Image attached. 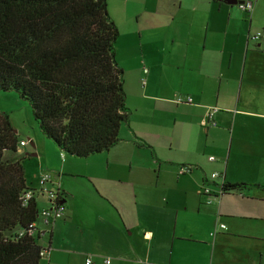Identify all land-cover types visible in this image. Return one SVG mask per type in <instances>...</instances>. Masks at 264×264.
I'll use <instances>...</instances> for the list:
<instances>
[{
	"label": "crops",
	"instance_id": "obj_1",
	"mask_svg": "<svg viewBox=\"0 0 264 264\" xmlns=\"http://www.w3.org/2000/svg\"><path fill=\"white\" fill-rule=\"evenodd\" d=\"M133 1L139 2L134 36L123 35L128 44L116 42L114 50L128 111L118 142L78 158L62 156L34 133L27 140L34 151L26 155L38 162L27 179L23 170L25 186L37 189L39 171L46 170L63 196L61 220L34 222L33 237L42 249L51 248L42 258L46 264L62 258L84 264L89 254L91 264H104L105 258L110 264H264V237L257 226L264 223L257 207L264 205V189H244L257 190V197L228 198L236 192L215 197L220 182L264 186V0H239L252 4L249 13L224 0ZM257 32L259 39H252ZM175 96L192 101L175 104ZM6 97L19 103L16 95ZM212 107L216 125L206 127L205 111ZM133 149L148 155L149 172L139 177L131 176L132 161L144 154ZM77 161H87L88 170L79 173ZM172 165L176 177L185 175L178 176L180 166L193 168L186 173L194 175L191 184H175L196 195L195 213L207 210L211 224L206 228L176 231L178 210L173 209L172 220L169 211L176 194ZM208 170L219 174L217 183L207 179ZM203 187L213 193L215 207L205 204ZM34 201L38 210L49 204L40 194ZM235 203L242 211L233 209ZM233 219L251 228L238 231ZM194 220L205 222L199 216Z\"/></svg>",
	"mask_w": 264,
	"mask_h": 264
},
{
	"label": "trees",
	"instance_id": "obj_2",
	"mask_svg": "<svg viewBox=\"0 0 264 264\" xmlns=\"http://www.w3.org/2000/svg\"><path fill=\"white\" fill-rule=\"evenodd\" d=\"M117 34L106 0H0V93L27 102L42 135L63 154L84 158L119 140L128 111ZM18 143L0 113V264H38L42 248L28 234L38 209L34 199L21 201L28 187ZM249 187L264 189L221 182L219 196Z\"/></svg>",
	"mask_w": 264,
	"mask_h": 264
},
{
	"label": "rangeland",
	"instance_id": "obj_3",
	"mask_svg": "<svg viewBox=\"0 0 264 264\" xmlns=\"http://www.w3.org/2000/svg\"><path fill=\"white\" fill-rule=\"evenodd\" d=\"M251 1L253 2V0H251ZM136 5H139L138 1L134 2L133 0H131V3L129 4L128 2L123 1V0H106L107 13L110 16L111 20L113 21L114 25L116 26L117 33H118L115 44H114V50H116L118 47L117 43L119 45L123 44L122 46H124L125 44H128L127 40L124 39L123 35H125L127 37V34H130L131 38H133V36H134L133 33H131V32L133 30H135V25H136V23L134 21V15L138 11V8H135ZM151 6L154 9L159 8L158 1L152 3ZM136 36H137V33L135 32V37ZM117 55L120 57L124 56L123 54L119 53V50H117ZM7 94L15 96L11 92L10 93H3V92L0 93V113H4L8 116L9 124H10L12 130H15V135H16L17 140L18 141H20V140L25 141L28 143L27 140L32 141L30 139V136H29L31 133H34V134H32V136H34L36 138H39L41 140L46 139L42 135V133L40 132L37 123L34 121L28 103L25 101L18 100V99H16V100L19 103H15L12 100L8 99L9 97H6ZM33 151H34L33 147L28 143V144H26V146L24 148H21L19 152H16V155H15V157L21 161L22 168L24 170V175H25L26 179H27L26 176H31V174H33L34 169H35L34 164L38 162V159L35 161V163L30 162L32 158L26 155L27 153H30ZM130 151L135 153V154H137L138 152L141 154H144V157H143V155H139L142 157H136V158H134L135 160L132 161L133 169L131 171V176L134 175L136 177H139L141 175V173L145 172V170L147 171V168H148V166H147V164H148L147 156L148 155H145V152L147 154V151H145L143 149L140 151H138L136 149H133ZM8 155H10V153H4V156H8ZM62 156H64V154H62ZM35 158H33V159H35ZM77 162H78V164H77L78 170L77 171L79 173H84L88 170L89 167H87L85 165L87 161H85V162L77 161ZM176 170H177V166H175V165H172V168L169 169L170 185L173 189L176 188V194L174 197V201L170 205V209H169V211L171 212V220L173 219V213H172L173 209L178 210V216H177V222H176L175 229H176V231L178 230L181 232L186 231V230L196 231L198 229H204L211 224V218L209 217V213L207 212V210H201V213H199V214L195 213V209L198 206V202L196 203L194 201L196 195L192 192H183L181 190L182 185L177 186L175 184V182H176L175 180H178V181L182 182L183 185L187 186V185L191 184L190 177L191 176L193 177L194 175L185 174L183 177L182 176L176 177L175 176ZM42 172H48V171H46V170H43V171L40 170L39 171V173H42ZM147 172H149V171H147ZM197 173L201 174V171H198ZM210 173L211 172H209V170L206 171V177L209 180H211L209 177ZM77 175L81 176V174H77ZM178 176H180V175H178ZM217 180H218V178H217ZM217 180L215 179V181L214 180H211V181H214L215 183H217L218 182ZM210 188L212 189V191L213 190L215 191L214 188H212V187H210ZM50 189L54 190L53 188H50ZM259 195H261L260 192H258L255 189H252L249 191L244 190L241 192H236L228 198H231L232 196H242L243 198H245V197L250 198V197H257ZM138 203H139V201L137 200V204ZM206 205H208V204H206ZM206 205H204V206H206ZM210 205H214L213 207H215L217 205V202L215 204H210ZM232 207H233V209H235L238 212L242 211L240 209V207L237 206V203H235ZM257 207H259V209L262 208L260 211L261 214H259V215H261V217H264V205H262V203H259V205H257ZM255 210H256V208H255ZM194 216H199L201 219H204L205 222H199V221L194 220ZM109 217L110 218L114 217V218L119 219V217L115 216V215H110ZM233 220L237 224L236 228L238 231H240V230L245 231L246 229L251 228L250 227L251 225L249 223H243V222L236 220V219H233ZM114 223H115V220H114ZM94 225H95V227H97L96 226L97 224H94ZM225 225L226 224L224 223L223 226L225 227ZM257 226H258V229L260 231H262V235L264 237V223H263V221H260L259 225H257ZM46 227L48 229H50L49 225ZM41 241L42 240H40L39 242H41ZM49 249H51V248H49ZM99 251H101V250H99ZM87 254H89V253H87ZM89 255L92 257L93 254H89ZM45 259L46 258H41L40 263L46 264ZM105 259H107L109 261V264H110V259L109 258H105ZM77 260H79V259H75V264H76V262H78V264H79V261H77ZM58 264H67V261H66V259L62 258V259H60Z\"/></svg>",
	"mask_w": 264,
	"mask_h": 264
},
{
	"label": "built area",
	"instance_id": "obj_4",
	"mask_svg": "<svg viewBox=\"0 0 264 264\" xmlns=\"http://www.w3.org/2000/svg\"><path fill=\"white\" fill-rule=\"evenodd\" d=\"M237 6L240 11L245 12V13H249L252 8V4L250 2H243L241 4H237ZM259 37H260V33L257 32L252 37V39H259ZM191 101L192 99L190 97H183V96H175L173 99V102L175 104H189L191 103ZM215 112H217V109L214 107L206 108L202 125L206 127L215 126L216 123L214 122V117H213ZM25 143H26L25 141H19L18 147L25 146ZM208 160L212 161L214 160V158L208 157ZM188 172H189V168L187 166H180L178 168L179 175L186 174ZM218 175L219 174L217 172H212L209 177L211 180H214L218 177ZM37 185H38V188L35 190L28 188L26 191H24V193L21 195L22 204L24 205L28 200L34 199L36 194L43 195L49 204H48V207L38 210V217L43 218L45 222H48V221L53 222L57 219H60L63 216L64 207L62 203L58 202L57 194L60 193V191L58 189L59 188L58 185L53 183L52 175L49 172L40 173L37 177ZM48 185H50V187L53 188L54 190L47 188ZM201 193L205 196H208L206 198L205 204L209 205L212 202L211 195H213V193H211V190L208 187H203ZM218 196H219V189L215 197H218ZM219 227L220 229H225L223 225H220ZM33 230H34V223H31L28 226V234L33 236ZM48 253H49L48 248L41 249L39 251V257L42 258ZM104 263L109 264V261L105 259ZM84 264H91V257H87L84 260Z\"/></svg>",
	"mask_w": 264,
	"mask_h": 264
},
{
	"label": "water",
	"instance_id": "obj_5",
	"mask_svg": "<svg viewBox=\"0 0 264 264\" xmlns=\"http://www.w3.org/2000/svg\"><path fill=\"white\" fill-rule=\"evenodd\" d=\"M225 3L229 4V5H236V4H241L243 3V1H239V0H224Z\"/></svg>",
	"mask_w": 264,
	"mask_h": 264
}]
</instances>
